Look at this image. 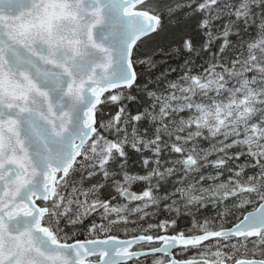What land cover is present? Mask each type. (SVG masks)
I'll use <instances>...</instances> for the list:
<instances>
[{
  "label": "snow or ice",
  "instance_id": "snow-or-ice-1",
  "mask_svg": "<svg viewBox=\"0 0 264 264\" xmlns=\"http://www.w3.org/2000/svg\"><path fill=\"white\" fill-rule=\"evenodd\" d=\"M0 264H264V0H0Z\"/></svg>",
  "mask_w": 264,
  "mask_h": 264
}]
</instances>
